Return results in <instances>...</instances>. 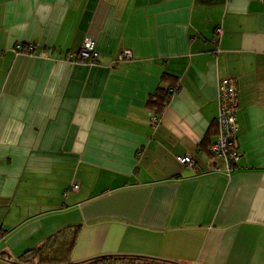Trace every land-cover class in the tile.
I'll return each instance as SVG.
<instances>
[{
	"label": "crops",
	"instance_id": "obj_1",
	"mask_svg": "<svg viewBox=\"0 0 264 264\" xmlns=\"http://www.w3.org/2000/svg\"><path fill=\"white\" fill-rule=\"evenodd\" d=\"M88 38L97 64L70 62ZM227 78L229 173L210 152ZM69 227L73 263L264 264V0H0V260Z\"/></svg>",
	"mask_w": 264,
	"mask_h": 264
},
{
	"label": "built area",
	"instance_id": "obj_2",
	"mask_svg": "<svg viewBox=\"0 0 264 264\" xmlns=\"http://www.w3.org/2000/svg\"><path fill=\"white\" fill-rule=\"evenodd\" d=\"M218 32H221L218 29ZM24 46L19 44L16 46V50L22 51ZM27 48L32 51L33 46L29 45ZM99 52L96 48L95 42L88 38L84 41L81 49L78 52L71 53L69 55V61L76 65H95L98 62ZM133 53L130 50H124L119 53L115 59V65L119 67L124 62L131 60ZM239 84L236 78L223 79L219 83V95H218V139L210 147L212 156L225 163L227 172H231L234 169V164L239 158V154L235 148V141L238 131L237 112L239 109ZM152 124L158 123V117L154 116L151 119ZM177 160L182 165L195 166V161L190 154L178 156ZM79 186L72 187L73 190H77Z\"/></svg>",
	"mask_w": 264,
	"mask_h": 264
},
{
	"label": "trees",
	"instance_id": "obj_3",
	"mask_svg": "<svg viewBox=\"0 0 264 264\" xmlns=\"http://www.w3.org/2000/svg\"><path fill=\"white\" fill-rule=\"evenodd\" d=\"M169 88H160L158 94L153 95L149 99L148 107L156 114H161L162 109L170 100L172 89L169 91ZM79 230V227H69L54 234L48 238L42 248L26 253L15 264H123L125 262L133 264H164L152 258L122 256H101L82 263H73L70 255L78 239Z\"/></svg>",
	"mask_w": 264,
	"mask_h": 264
},
{
	"label": "rangeland",
	"instance_id": "obj_4",
	"mask_svg": "<svg viewBox=\"0 0 264 264\" xmlns=\"http://www.w3.org/2000/svg\"><path fill=\"white\" fill-rule=\"evenodd\" d=\"M0 264H8V263H5V262H2L1 260H0ZM123 264H133V263H130V262H125V263H123ZM136 264H139V263H136Z\"/></svg>",
	"mask_w": 264,
	"mask_h": 264
},
{
	"label": "water",
	"instance_id": "obj_5",
	"mask_svg": "<svg viewBox=\"0 0 264 264\" xmlns=\"http://www.w3.org/2000/svg\"><path fill=\"white\" fill-rule=\"evenodd\" d=\"M1 261H3V260H1ZM4 261L7 262V263H10V264H15L14 262L8 261V259H4Z\"/></svg>",
	"mask_w": 264,
	"mask_h": 264
}]
</instances>
